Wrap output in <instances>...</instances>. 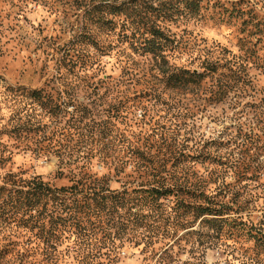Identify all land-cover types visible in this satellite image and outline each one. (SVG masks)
I'll return each instance as SVG.
<instances>
[{
    "label": "rangeland",
    "instance_id": "1",
    "mask_svg": "<svg viewBox=\"0 0 264 264\" xmlns=\"http://www.w3.org/2000/svg\"><path fill=\"white\" fill-rule=\"evenodd\" d=\"M134 1L0 0V187L11 174L54 187L95 175L122 190L160 172L225 195L264 227V0H203L198 13L184 0ZM136 5L163 11L178 48L167 64L135 53ZM208 61L218 70L201 82L169 81ZM0 216V264H92L88 254L111 243L116 264H247L255 248L196 227L155 236L145 254L121 220L109 240L90 225L92 236L62 238L55 250L41 221ZM104 252L94 264L107 263Z\"/></svg>",
    "mask_w": 264,
    "mask_h": 264
},
{
    "label": "trees",
    "instance_id": "2",
    "mask_svg": "<svg viewBox=\"0 0 264 264\" xmlns=\"http://www.w3.org/2000/svg\"><path fill=\"white\" fill-rule=\"evenodd\" d=\"M184 1V10L198 13L203 0ZM126 4L124 1L114 6L113 13L124 15L128 8ZM132 8L134 14H137L134 18L136 26L133 36L135 53L152 55L159 63L167 64L178 48L169 34L170 30L163 25V11L154 7L157 13L152 14L144 12L137 5ZM203 67L202 72L190 69L172 71L169 81L175 87L197 84L208 73L218 70L217 64L211 61L206 62ZM157 176L159 180L129 187L124 184L120 190L111 189L103 178L95 175L73 180L67 187H54L40 175L24 177L21 174H11L0 187V214L13 218L20 216L19 220L24 224L32 219L41 221L42 229L47 235L45 242L55 250L62 238L73 236L76 241L88 235L87 226L90 225L105 226L109 240L113 237L111 230L121 220H125L126 224L121 223L124 228H130L134 237L140 238L136 245L145 240L142 247L145 254L154 251L152 245L155 243V236H170L171 231L175 234L179 230L190 232L198 227L203 236L210 235L221 245L228 240L238 241L241 237L252 240L255 248L247 257V264H264V227L245 220L238 214L240 208H235L225 195L218 197L216 194L194 189L177 179L168 181L160 172ZM46 220L49 225L47 229ZM151 230L154 233L151 234ZM203 230L206 234H203ZM98 249H93L87 256L92 264L102 250L105 251L101 255H106V264H116V256H113L114 259L110 258L116 254L114 243L99 246Z\"/></svg>",
    "mask_w": 264,
    "mask_h": 264
}]
</instances>
